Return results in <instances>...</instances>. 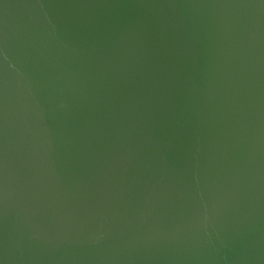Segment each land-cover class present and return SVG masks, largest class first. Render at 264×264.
I'll return each mask as SVG.
<instances>
[{
	"label": "water",
	"instance_id": "95a60500",
	"mask_svg": "<svg viewBox=\"0 0 264 264\" xmlns=\"http://www.w3.org/2000/svg\"><path fill=\"white\" fill-rule=\"evenodd\" d=\"M0 264H264V0H0Z\"/></svg>",
	"mask_w": 264,
	"mask_h": 264
}]
</instances>
